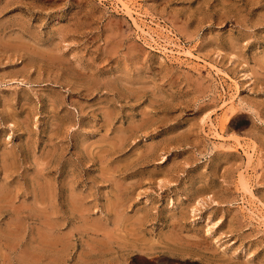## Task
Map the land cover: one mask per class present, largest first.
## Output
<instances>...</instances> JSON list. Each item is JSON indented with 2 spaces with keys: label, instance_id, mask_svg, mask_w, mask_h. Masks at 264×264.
Returning <instances> with one entry per match:
<instances>
[{
  "label": "rangeland",
  "instance_id": "374dc122",
  "mask_svg": "<svg viewBox=\"0 0 264 264\" xmlns=\"http://www.w3.org/2000/svg\"><path fill=\"white\" fill-rule=\"evenodd\" d=\"M0 264H264V0H0Z\"/></svg>",
  "mask_w": 264,
  "mask_h": 264
},
{
  "label": "bare ground",
  "instance_id": "6f19581e",
  "mask_svg": "<svg viewBox=\"0 0 264 264\" xmlns=\"http://www.w3.org/2000/svg\"><path fill=\"white\" fill-rule=\"evenodd\" d=\"M127 10H128V9H127ZM127 10H126V11H127ZM126 11H125V12H126ZM127 12H128V11H127ZM128 14H129V13H128ZM138 18H139V17H138ZM99 159H100V158H99ZM248 159H250V155H249V154H248ZM248 161H249V160H248ZM101 169H102V168H101ZM242 179H243V178H242ZM246 182H247V181H246ZM246 182H245V183L243 182L244 184H242V185L245 187V188L243 187V189L247 190V192H248V191L251 192V189L248 188V186H247L248 184H247ZM56 190H57V189H56ZM56 192H57V191H56ZM57 194H58V193H57ZM250 195H252V192L250 193ZM253 196H254V195H253ZM253 196H252V197H253ZM72 206H73V204H72ZM103 230H104V229H103ZM105 232H106V231H105ZM49 233H50V232H49ZM49 233H48V234H49ZM48 234H47V235H48ZM109 236H110V235H109ZM39 239H41V238H39ZM42 239H43V238H42ZM38 241H40V240H38ZM42 241H43V240H42ZM53 241H54V240H53ZM53 241H52V242H53ZM55 241H57V240H55ZM58 241H59V240H58ZM105 241H106V240H105ZM45 242H46V241H45ZM49 242H50V241H49ZM38 247H39V246H38ZM61 247H62V246H61ZM46 253H47V252H46ZM35 254H36V253H35ZM47 257H48V256H47ZM51 257H52V256H51ZM49 259H51V258H49Z\"/></svg>",
  "mask_w": 264,
  "mask_h": 264
},
{
  "label": "clouds",
  "instance_id": "9594fccd",
  "mask_svg": "<svg viewBox=\"0 0 264 264\" xmlns=\"http://www.w3.org/2000/svg\"><path fill=\"white\" fill-rule=\"evenodd\" d=\"M244 113H247L248 115H251V113H248V112H246V111H244ZM236 113H234L233 115H235Z\"/></svg>",
  "mask_w": 264,
  "mask_h": 264
}]
</instances>
